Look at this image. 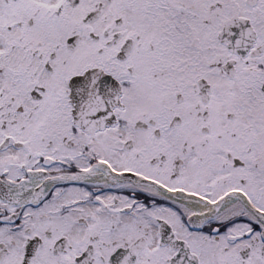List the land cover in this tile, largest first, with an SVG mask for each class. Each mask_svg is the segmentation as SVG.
Listing matches in <instances>:
<instances>
[{
	"label": "snow or ice",
	"instance_id": "obj_1",
	"mask_svg": "<svg viewBox=\"0 0 264 264\" xmlns=\"http://www.w3.org/2000/svg\"><path fill=\"white\" fill-rule=\"evenodd\" d=\"M0 264H264V0H0Z\"/></svg>",
	"mask_w": 264,
	"mask_h": 264
}]
</instances>
